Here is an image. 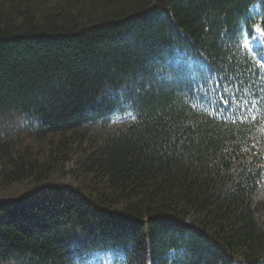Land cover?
I'll use <instances>...</instances> for the list:
<instances>
[{"label":"trees","instance_id":"1","mask_svg":"<svg viewBox=\"0 0 264 264\" xmlns=\"http://www.w3.org/2000/svg\"><path fill=\"white\" fill-rule=\"evenodd\" d=\"M261 16L264 0H0V188L30 186L0 197V264H264V54L241 39ZM237 87L256 120L209 102Z\"/></svg>","mask_w":264,"mask_h":264},{"label":"snow or ice","instance_id":"2","mask_svg":"<svg viewBox=\"0 0 264 264\" xmlns=\"http://www.w3.org/2000/svg\"><path fill=\"white\" fill-rule=\"evenodd\" d=\"M249 28L242 33L243 48L251 54V58L260 60L261 55L264 54V16L256 18ZM261 63L264 64V60ZM215 91L218 99L209 98V102L217 111H223L225 117L231 116L234 120L257 119L255 113L259 107V99L251 89L245 93H242L239 87L231 92H221L219 88ZM249 113L253 115L249 116Z\"/></svg>","mask_w":264,"mask_h":264},{"label":"rangeland","instance_id":"3","mask_svg":"<svg viewBox=\"0 0 264 264\" xmlns=\"http://www.w3.org/2000/svg\"><path fill=\"white\" fill-rule=\"evenodd\" d=\"M130 122V118H120L117 119L115 121L112 122V124L110 125V127L106 130H101V131H97L94 132V136L97 138H102L103 136H105L107 133L109 132H113L116 131L118 129L123 128L124 126H126L128 123ZM27 144H36L37 143H33L31 141L27 142ZM34 145V146H36ZM253 145L256 146H260L264 149V127L261 131L260 136L254 140ZM38 146V145H37ZM74 160H76V157H73ZM74 160H71L70 162L67 163L66 165V171H68L69 169L73 168L74 165ZM64 180H70V175H66ZM30 186L27 183H18V184H14L11 187H3L0 188V197H13V196H18L19 194H21L23 191H25L26 189H28ZM254 207L256 209V217L258 219V221L261 223V225L264 228V181L260 183L255 195H254Z\"/></svg>","mask_w":264,"mask_h":264}]
</instances>
